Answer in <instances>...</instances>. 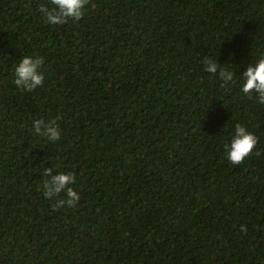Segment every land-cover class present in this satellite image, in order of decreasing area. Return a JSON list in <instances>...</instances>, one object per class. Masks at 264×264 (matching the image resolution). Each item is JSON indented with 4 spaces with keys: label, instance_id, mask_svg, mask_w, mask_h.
<instances>
[{
    "label": "trees",
    "instance_id": "obj_1",
    "mask_svg": "<svg viewBox=\"0 0 264 264\" xmlns=\"http://www.w3.org/2000/svg\"><path fill=\"white\" fill-rule=\"evenodd\" d=\"M41 4L0 0V264H264V104L242 91L264 0H91L64 25ZM23 56L44 59L31 93ZM238 123L258 144L233 165ZM48 168L74 173L75 207L44 196Z\"/></svg>",
    "mask_w": 264,
    "mask_h": 264
},
{
    "label": "clouds",
    "instance_id": "obj_2",
    "mask_svg": "<svg viewBox=\"0 0 264 264\" xmlns=\"http://www.w3.org/2000/svg\"><path fill=\"white\" fill-rule=\"evenodd\" d=\"M91 0H50L51 7L47 4H41L38 11L43 14L47 23L52 25H64L69 20L80 21L85 14V8ZM95 7V5H92ZM203 63L204 71L212 75H218L223 82L222 87L227 89L230 82L234 81V73L224 67H221L217 61L205 56ZM44 64L43 57L23 56L17 65H15L14 83L17 88L28 93L33 92L45 83V75L41 71ZM244 83L242 85L243 93L249 98L255 94L258 102L264 104V57L260 58L255 64L250 65L243 74ZM35 134L46 138L48 141L57 142L61 138V130L55 120L45 121L38 119L33 122ZM258 144V137L249 132L241 124L235 125L234 135L229 144L226 145V155L230 163L240 165L246 158L253 154ZM256 155H261L256 152ZM42 190L44 196L51 200L55 197L53 204L54 210L67 205L73 208L80 201L81 197L71 185L75 183V175L71 172H55L53 168L43 171ZM63 194V195H62ZM66 196L67 198H63ZM241 231L247 233V226L242 225Z\"/></svg>",
    "mask_w": 264,
    "mask_h": 264
}]
</instances>
